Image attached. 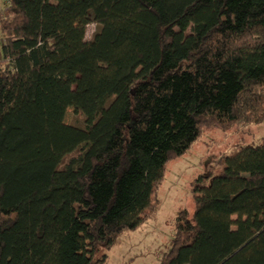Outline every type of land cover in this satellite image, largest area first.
<instances>
[{
    "label": "trees",
    "instance_id": "obj_1",
    "mask_svg": "<svg viewBox=\"0 0 264 264\" xmlns=\"http://www.w3.org/2000/svg\"><path fill=\"white\" fill-rule=\"evenodd\" d=\"M263 121L264 0H8L0 264H105L203 129ZM220 165L159 264H264V140Z\"/></svg>",
    "mask_w": 264,
    "mask_h": 264
},
{
    "label": "rangeland",
    "instance_id": "obj_2",
    "mask_svg": "<svg viewBox=\"0 0 264 264\" xmlns=\"http://www.w3.org/2000/svg\"><path fill=\"white\" fill-rule=\"evenodd\" d=\"M7 5L8 0H0V15ZM98 30L96 23H88L85 40H90ZM64 123L77 127L85 125L83 116L71 107L66 109ZM262 140L264 121L235 126L227 131L203 129L184 155L166 164L164 180L157 189L158 209L155 214L135 230L124 232L109 249L100 248L95 258L106 255L105 264H159L160 257L167 251L173 238L178 214L186 210L188 218L192 216V187L195 182L199 183L197 179L201 177L203 183L207 184L210 177L221 173L220 160L224 155ZM71 155L65 156L63 161Z\"/></svg>",
    "mask_w": 264,
    "mask_h": 264
}]
</instances>
